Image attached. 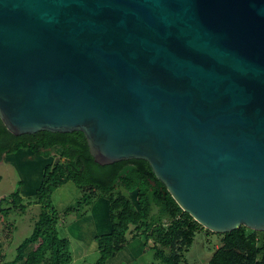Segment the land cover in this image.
<instances>
[{"label":"water","instance_id":"1","mask_svg":"<svg viewBox=\"0 0 264 264\" xmlns=\"http://www.w3.org/2000/svg\"><path fill=\"white\" fill-rule=\"evenodd\" d=\"M0 119L148 162L213 233L264 232V0H0Z\"/></svg>","mask_w":264,"mask_h":264},{"label":"trees","instance_id":"2","mask_svg":"<svg viewBox=\"0 0 264 264\" xmlns=\"http://www.w3.org/2000/svg\"><path fill=\"white\" fill-rule=\"evenodd\" d=\"M16 153L29 161L45 162L42 178L34 200L24 204L21 193L15 192L6 201L22 211L31 204L42 205L43 209L33 234L18 247L15 259L0 264L72 262L71 242L60 237L59 214L50 204L52 193L69 181L84 192L82 202L86 205L99 199L110 203L112 231L96 237L100 253L97 264H107L138 238L146 246L153 242L150 250L161 264H188L185 253L202 231L221 237V246L208 264H264V232L244 226L225 234L205 229L177 204L148 162L134 159L102 166L91 155L82 132L43 131L17 136L0 119V162ZM132 190L137 191L136 204L129 194ZM1 205L2 201L0 216H8L11 207L2 210Z\"/></svg>","mask_w":264,"mask_h":264},{"label":"rangeland","instance_id":"3","mask_svg":"<svg viewBox=\"0 0 264 264\" xmlns=\"http://www.w3.org/2000/svg\"><path fill=\"white\" fill-rule=\"evenodd\" d=\"M29 160L21 159L16 153L4 156L0 162L1 209L6 210L11 207L8 216H0L1 263L12 262L15 259L18 247L33 234L35 223L43 209L42 205L31 204L22 211L13 208L7 202L15 192L21 193L24 204L34 200L45 162ZM129 194L136 204L137 191L132 190ZM83 196L84 192L81 188L75 182L69 181L52 193L50 204L59 214L57 229L60 237H66L71 242L73 260L70 264H97L100 253L94 249V230L88 221V217L92 216L93 205L97 201L90 206L86 205L82 202ZM80 202L82 203L79 204ZM72 208L73 210L70 211ZM88 245L91 247L87 249ZM152 245V241L146 246L143 240L138 238L119 253L111 264H161L154 259L153 251L150 250ZM220 246V236L206 231L199 232L189 251L185 253V260L188 264H208ZM128 247L130 250L135 249H133L134 259L124 253ZM140 249H143L142 253Z\"/></svg>","mask_w":264,"mask_h":264},{"label":"crops","instance_id":"4","mask_svg":"<svg viewBox=\"0 0 264 264\" xmlns=\"http://www.w3.org/2000/svg\"><path fill=\"white\" fill-rule=\"evenodd\" d=\"M22 158H25V157H21V159ZM98 202H99V204H98ZM88 219H89L88 220L89 224L92 226V228L94 230V237H93L94 249H96L98 251V244L96 242V237L102 236V235H105V234H110L111 231H112V223H111V219H110V203H109V201L104 200V199H99L93 205L92 216H90V218L88 217ZM86 247L88 249L91 246L88 245ZM138 247L140 248V245ZM133 249L130 250V247H128L127 251L124 252L125 254H128V257L131 258V259H134ZM142 252H143V249H140V253H142ZM116 258L117 257L110 259L107 262V264L113 263L114 259H116Z\"/></svg>","mask_w":264,"mask_h":264}]
</instances>
